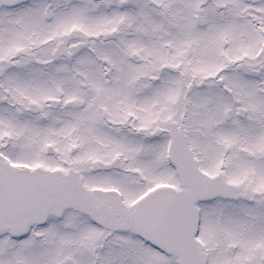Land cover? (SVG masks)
Instances as JSON below:
<instances>
[{
	"label": "snow or ice",
	"instance_id": "snow-or-ice-1",
	"mask_svg": "<svg viewBox=\"0 0 264 264\" xmlns=\"http://www.w3.org/2000/svg\"><path fill=\"white\" fill-rule=\"evenodd\" d=\"M0 264H264V0H0Z\"/></svg>",
	"mask_w": 264,
	"mask_h": 264
}]
</instances>
